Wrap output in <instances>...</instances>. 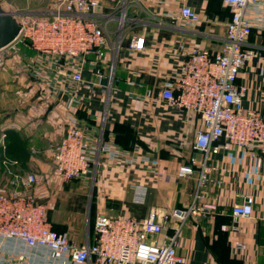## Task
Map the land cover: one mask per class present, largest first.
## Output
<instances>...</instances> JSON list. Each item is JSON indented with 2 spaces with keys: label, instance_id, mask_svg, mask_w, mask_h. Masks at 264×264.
<instances>
[{
  "label": "crops",
  "instance_id": "0c3cea01",
  "mask_svg": "<svg viewBox=\"0 0 264 264\" xmlns=\"http://www.w3.org/2000/svg\"><path fill=\"white\" fill-rule=\"evenodd\" d=\"M0 1L15 15L56 8V0H46L43 7L30 1L21 11ZM98 1L97 15L123 12L122 42L118 49L116 30L111 33V49L98 67L97 56L89 57L82 71L84 82L59 72L61 65L70 74L79 72V58H53L24 43H14L0 54V141L6 135L8 167L22 173L16 166L25 159L38 166L49 162V145L60 142L76 122L97 148L91 173L78 180L90 189L96 219L105 214L145 220L152 210L160 214L187 210L198 190L203 156L195 143L204 123L196 113L171 106L160 94L173 83L187 54L194 50L212 54L223 45L231 12L223 0H188L202 17L200 25L188 26L177 18L179 0H123L124 10L122 0ZM135 38L145 40L144 51L131 50ZM249 45L264 52V31H254ZM237 86L248 88L243 108L264 117V64L259 59L241 72ZM183 167L192 168L194 175L181 177ZM209 167L210 182L203 190L207 197L197 206L218 209L214 219L192 215L184 224L179 252L183 264H264V159L234 148L213 155ZM137 193L145 194L143 203L135 201ZM247 195L255 198L254 217L235 224L233 207ZM179 224L172 220L166 234H174ZM226 226H237L241 233L225 232ZM93 227L71 242L80 247L93 242ZM235 243L246 249L236 251ZM14 253L24 255V260L13 264H58L45 250L27 248L20 241L8 242L0 250L3 260Z\"/></svg>",
  "mask_w": 264,
  "mask_h": 264
},
{
  "label": "built area",
  "instance_id": "2783aa9c",
  "mask_svg": "<svg viewBox=\"0 0 264 264\" xmlns=\"http://www.w3.org/2000/svg\"><path fill=\"white\" fill-rule=\"evenodd\" d=\"M122 3L121 10H124L125 1ZM179 3L178 19L188 26L202 23L201 15L188 5V0H179ZM223 3L231 12L223 45L212 54L199 50L187 54V61L173 83L167 84L160 94L171 106L196 113L204 123L195 143V150L203 159L199 163L198 190L193 204L187 210L172 214L152 210L145 220L99 215L94 225L93 242L80 247L66 235L53 230L48 209L40 204L37 196V189L42 184L39 176L9 169L4 157V135L0 141V250L8 242L20 241L27 248L45 250L49 259L58 261V264L184 263L179 253L184 224L192 215L214 219L218 209L210 204L197 206L207 197L203 190L210 182L209 162L212 156L238 148L252 156L260 154L264 159V117L243 108L248 88L237 86L241 72L252 60L259 59L264 64V52L249 45L254 31H264V0H223ZM100 7L98 0H56L53 11L28 10L18 14L21 32L14 43L29 44L36 52L53 58H79V72L70 74L63 65L59 72L76 82H84L82 71L89 57L97 56L94 65L98 67L112 47L111 32H108L112 22L118 23V30H114L118 49L122 42L123 12L121 16L97 15L95 10ZM130 48L135 52L144 51L145 40L133 39ZM3 51L0 49V54ZM98 73L101 77V72ZM48 150L54 164V175L60 181L85 178L91 173L97 156V148L91 144L86 130L76 122L66 130L60 142L51 143ZM179 175L190 178L194 170L183 167ZM144 197V193H137L135 201L143 203ZM254 206V196H244L232 210L235 224L242 219H252ZM172 220L180 224L174 234L168 235L166 232ZM223 230L233 235L241 233L237 226H226ZM234 247L236 251L246 249L242 243H235ZM23 256L14 253L3 260L0 254V264H13L17 259L22 261Z\"/></svg>",
  "mask_w": 264,
  "mask_h": 264
},
{
  "label": "rangeland",
  "instance_id": "374dc122",
  "mask_svg": "<svg viewBox=\"0 0 264 264\" xmlns=\"http://www.w3.org/2000/svg\"><path fill=\"white\" fill-rule=\"evenodd\" d=\"M9 8L19 7L18 11L24 10L28 4L39 7L46 6L45 0L38 3L36 0H7ZM30 2V3H29ZM121 11V10H120ZM121 16V12H119ZM115 28V29H114ZM118 23L108 26V32L117 30ZM115 33V32H114ZM112 37L114 34H110ZM26 44V43H24ZM31 153V152H30ZM49 162L38 166L37 162H20L16 170L22 173H34L40 176L41 186L37 189V196L41 205L48 209L49 222L59 234L66 235L69 239L81 238L86 229L93 227L97 214V206L92 200L90 189H86L82 182L60 181L54 175L52 157ZM32 161V160H31ZM43 169H40L42 168Z\"/></svg>",
  "mask_w": 264,
  "mask_h": 264
},
{
  "label": "water",
  "instance_id": "95a60500",
  "mask_svg": "<svg viewBox=\"0 0 264 264\" xmlns=\"http://www.w3.org/2000/svg\"><path fill=\"white\" fill-rule=\"evenodd\" d=\"M21 32V26L15 14L7 12L0 1V49L12 45Z\"/></svg>",
  "mask_w": 264,
  "mask_h": 264
},
{
  "label": "trees",
  "instance_id": "16d2710c",
  "mask_svg": "<svg viewBox=\"0 0 264 264\" xmlns=\"http://www.w3.org/2000/svg\"><path fill=\"white\" fill-rule=\"evenodd\" d=\"M0 153H2V151L0 150ZM4 157H5V159H7V155H6V153H5V155H4ZM71 181H77V180H71ZM94 228V227H93ZM54 230V229H53ZM54 231H56V230H54ZM57 232V231H56ZM58 233V232H57ZM226 235V237H225V240H226V243H229L230 241H229V237H228V235L227 234H225ZM71 240V239H70Z\"/></svg>",
  "mask_w": 264,
  "mask_h": 264
}]
</instances>
